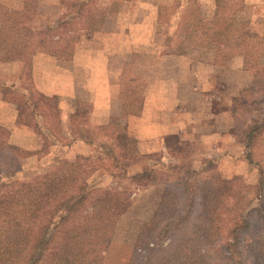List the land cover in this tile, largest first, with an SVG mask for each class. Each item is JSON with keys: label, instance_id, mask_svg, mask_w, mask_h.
Wrapping results in <instances>:
<instances>
[{"label": "rangeland", "instance_id": "rangeland-1", "mask_svg": "<svg viewBox=\"0 0 264 264\" xmlns=\"http://www.w3.org/2000/svg\"><path fill=\"white\" fill-rule=\"evenodd\" d=\"M40 1L38 10H34L30 17L28 29V34L34 38V43L37 42L36 46L53 53L65 52L66 49L71 50L73 47L75 52L83 51L91 56L95 54V58L101 50L113 53L119 48L113 46L117 40L115 41L111 34L114 21L118 24L119 20L124 51L126 49L132 51L133 48H138V51L143 53L150 51V48L158 45L157 42L162 35L170 39L164 44L166 50L176 52L179 46L184 45L187 48L203 51L196 45L193 27L200 20L210 21L214 14V10L210 12L205 8V6L209 7L208 2L200 4L198 0H185L183 6L182 3L180 4L181 0ZM22 2L23 0H0L3 8L9 10L20 8ZM114 3L119 5V8L121 4L122 11L116 10L114 13L112 6L111 10H107L108 6ZM132 5L137 6L132 8ZM224 5L222 15H236L238 19L247 21L249 29L253 32L264 34V0H227ZM80 7L83 15L77 18ZM102 7H106V11L98 10ZM90 14L98 17L93 25L88 20ZM84 19L85 22H83ZM183 37L188 39L183 40ZM147 39L157 44H149L146 42ZM253 43L257 44L256 48L253 47ZM260 44L263 43H257L256 39H253L247 42V46H237V49L242 51L234 52L233 46L230 45L222 48V51L220 47L218 48L217 57L225 53L228 56L227 60L220 61L217 66L213 64L212 86L215 90L212 93L216 97L211 102L210 112L218 113V135H211L214 130L210 131V135L204 132L201 135L194 134L195 139L178 138L173 135L166 141V150H161L157 144L149 146L144 141L139 144L133 136H127V120L93 131L92 135L96 138L94 143L97 147H86L77 142L67 146L68 148H65L66 145L62 147L49 137V129L46 127L56 122L51 100L49 98L42 100L39 94L32 90L30 100L35 103L33 108L36 116H31V111L23 106L24 100L20 97V89L25 87L20 86L27 85L28 67H24L23 74L19 76V82L16 74L9 80L5 79L3 71H0V84L7 82V84L15 85L13 88L0 86L4 103L10 105V108H0V119L8 122L6 124H10L17 131L23 127L30 129L27 132L16 131L15 133L20 136L17 137L18 134H16L12 141L7 139L3 150L0 151V193L12 189L21 182L45 175L57 164L86 158L90 171L89 177L85 178L87 190H89L88 197L72 219L75 220L89 213L90 202L106 191H117L123 193L124 197L129 196L130 199L129 207L117 221L110 249L108 246V250L103 252L104 257L107 251L105 264H121L122 259L123 261L126 259L125 264L129 262L136 237L157 209L167 184L182 187L185 180L198 182L199 178L214 172L225 178L239 175L241 182L247 187L243 196L245 208L257 207L261 190L255 189V186L258 183L259 173L255 163L247 159L246 152L250 151L251 159L258 160L260 158L257 154L262 146L261 141L248 144L245 135L254 124L264 122V46L261 50H257L261 47ZM243 51H249L250 57H247ZM213 57L214 53L212 55L207 52L202 59L203 62L212 63ZM144 61L143 57L138 55L136 65L137 63L143 65ZM97 63L98 60L91 58V64L96 67ZM112 63L113 61L109 67ZM138 67L140 71L141 67ZM137 73L131 71L126 76L123 75L122 82L130 83L126 84L127 87L124 89L127 98L131 93L136 94L138 103L142 104L150 87H148L147 79ZM181 78L187 84L193 81L190 72H183ZM108 79L110 77L107 73L106 80ZM111 79L114 77L111 76ZM78 82L75 77V94L87 99L90 103L99 100L105 102L110 94L115 95V91L109 90L110 87H88L87 90L81 91L78 88L80 86ZM11 102L19 107H12ZM63 105L65 106L64 103ZM105 106L107 107L108 104L106 103ZM67 107L69 109V105ZM130 109L133 111L134 107ZM12 110L15 111V115L12 114ZM197 113H200V110ZM87 118L88 120H85ZM99 119L101 120L100 116ZM213 120L211 119V122ZM34 125H37L39 130H36ZM60 125L59 127L63 130L65 124L60 123ZM73 125L91 126L92 124L89 117L84 115L81 121H75ZM210 128L213 129L214 125L212 124ZM188 135H191L190 131ZM126 136L134 139L136 143L127 146ZM59 142L65 144L66 141ZM262 144L264 145L263 142ZM130 146L132 147L129 148ZM55 209V204L47 208L43 213L42 221L50 219ZM225 232L226 229L223 232V238ZM151 243L149 244L152 245ZM221 243L220 249L223 246V242ZM220 249L214 248L219 261L217 264H227L219 256L223 255ZM239 249L242 250L244 264H264V252L255 261L247 256L246 241L241 242ZM137 254L143 255V250L141 249ZM139 258L140 256L136 257V262L140 261Z\"/></svg>", "mask_w": 264, "mask_h": 264}, {"label": "trees", "instance_id": "trees-1", "mask_svg": "<svg viewBox=\"0 0 264 264\" xmlns=\"http://www.w3.org/2000/svg\"><path fill=\"white\" fill-rule=\"evenodd\" d=\"M214 2L213 19L200 20L193 27L196 45L206 54L214 53L212 64L217 66L220 61L227 60L226 53L217 57L219 47L222 51L230 45L235 52L237 46H247L248 41L256 39L257 43H263L257 50L263 48L264 34L253 32L249 23L236 15H222L227 0ZM36 5L37 0H23L20 8L9 10L0 4L1 62L25 58L28 67L29 57L39 48L28 34ZM82 15V11L77 13V17ZM97 18L90 14L88 20L93 25ZM253 47L257 44L253 43ZM243 52L250 57L249 51ZM245 62L247 64V59ZM123 94L122 114L138 113L141 106L138 95L129 93L127 98ZM39 96L42 100L49 98L53 103L51 108L56 122L46 125L48 131L61 130L57 99ZM23 106L26 105L23 103ZM33 107L31 116L35 114ZM87 109L85 102H76L71 122L81 121L84 115L87 116ZM117 123V119L111 120L110 125ZM34 127L39 130L37 125ZM93 131L81 125L72 128L74 139L82 137L84 142L97 147ZM8 135L9 131L0 125V151L7 143ZM125 139L127 146L136 143L127 136ZM245 139L248 144L261 141L262 146L258 160L254 161L252 153L246 152L247 159L255 163L259 173L255 186L261 190L258 206L245 208L243 196L247 187L239 175L225 178L214 172L199 178L198 182L185 180L182 187L167 184L157 209L136 237L127 264H217L214 248L220 249L221 242L223 255L219 256L227 264H244L239 246L245 241L247 256L253 261L259 258L264 252V122L254 124ZM89 172L88 162L83 157L57 164L45 175L0 193V264H101L103 252L113 238L119 217L129 207L130 199L123 193L106 191L90 202L89 213L72 219L88 197L85 178ZM135 175L132 176L137 177ZM52 204L56 209L51 218L42 221L43 213ZM141 249L144 254L138 255ZM137 256H140L139 262H136Z\"/></svg>", "mask_w": 264, "mask_h": 264}, {"label": "crops", "instance_id": "crops-1", "mask_svg": "<svg viewBox=\"0 0 264 264\" xmlns=\"http://www.w3.org/2000/svg\"><path fill=\"white\" fill-rule=\"evenodd\" d=\"M198 2L200 4H202V2H208L209 7L205 6V8L210 12L214 10V0H198ZM181 3L183 6L185 0H181L180 4ZM40 4L41 1L37 0L36 11ZM136 6L137 5H132V8H136ZM81 7H83V5H81ZM81 7L79 11H81ZM148 7L149 6H147V8ZM110 8L114 13L116 10L117 12H119L118 10L122 11L121 4L120 8L119 5L115 3L109 5L107 10H111ZM98 10L100 12L106 11V7L99 8ZM104 20H106L105 16ZM85 21L84 19L83 22ZM117 23L118 24L114 21V29L111 34L113 35V39L115 41L117 40V43H114L113 46H118L119 48L113 51V53L111 51L105 52V50H101L96 54L95 58V54L91 56V54L89 55L87 52H75L73 47L71 50L66 49L65 52L61 51L58 53L48 52L39 47L36 48L29 57L27 85L20 86L25 87L20 89V97L24 100L23 103L26 105L25 107L30 110L31 107L34 106L30 101V97L33 93L32 90L37 94L55 98L57 99L60 123L65 124L63 130H58L56 128L53 130V133L48 131L49 137L57 141L56 143L61 146L66 145L65 148H68L67 146L75 142L86 147H91V145L84 142V138L78 137L74 139V135L72 134L74 125L71 122V114L74 113L76 102L78 101L88 102H85L88 107L87 117H89V121L92 125H84L86 128L95 131L102 127L107 128L106 126L111 124V120L117 119L119 122L127 120V136H133L139 144L141 142L143 143V141L148 143L149 146L157 144L161 147V150L167 149L166 141L170 139V137H173V135L178 136V138L186 137L188 139H195L194 134L199 133V135H201L204 132L210 135L211 130H214L211 135H218V113L214 114L210 112V110H212L211 102L216 97L212 93V91L215 90L212 86L213 64L211 62L207 63V61L203 62V55L204 57L206 55L204 51L195 48H187L184 45L181 47L179 46L176 52L166 50V45L164 46V44L170 40L166 35H162V38L157 42L158 45H155L154 48H150L151 50L145 53L138 51V48H133L132 51L130 49L124 51L122 50L121 21L119 20ZM116 27H118L117 30ZM168 27H170V25ZM186 37H183V40L188 39ZM151 41L150 39L146 40L149 44H157L154 42L151 43ZM138 55H141L145 60L143 65L137 63V65L141 67L140 71L138 70L139 67L136 65ZM146 56H148V58ZM91 58L98 60L96 67L91 64ZM111 61H113V63L112 66L109 67ZM25 66V58L4 61L0 62V71H3L2 73L5 75L3 77L9 80L16 74V79L18 78L19 82V76L23 74L22 72ZM131 71H135L136 73L139 71L137 74L147 79L150 89L144 97L140 112L138 114L137 112H131V114L124 116L121 110L124 98L123 92L125 87H127L126 84L130 83L122 82V76H126V74ZM183 72L191 73L193 79L191 83L189 82L187 84L182 80L181 76ZM107 73L110 77L108 80H106ZM111 76H113L114 79H111ZM75 77L77 82L81 79L80 82H78L80 83L78 88H80L81 91L87 90L88 87H110L109 90L115 91V95L110 94L108 100L105 102L99 100L98 102L93 101L90 103L87 99L81 98L75 94ZM154 78L156 79L154 80ZM204 85L206 87H203ZM0 86H2V88L15 87L14 84H7V82L6 84L1 83ZM74 100L75 102H73ZM66 101L68 103H66ZM106 103L108 104L107 107L105 106ZM67 105H69V109ZM11 106L18 108L12 102ZM1 107L10 108V105L4 103L3 94L0 90V108ZM199 110L200 113H197ZM14 112L15 111L12 110L13 115H15ZM33 116H36V114H33ZM99 116L101 120H98ZM211 119L214 120L211 122ZM85 120H88V118ZM6 123L8 122H4L0 119V125L5 127L10 133L8 137L9 141H12L16 134L22 132V130L23 132L30 130L27 127H23L17 131V129L12 128L10 124L8 125ZM212 124L214 125L213 129L210 128ZM16 131L18 133H15ZM189 131L191 135H188ZM57 133H60V135L58 136ZM19 136L20 134H18L17 137ZM61 140H65V144H60L59 141ZM56 146L58 145L56 144ZM110 246L111 244L108 247L109 249ZM106 252L104 253L102 264H105L107 260L105 256ZM125 260L123 261L122 259L121 264H125Z\"/></svg>", "mask_w": 264, "mask_h": 264}]
</instances>
